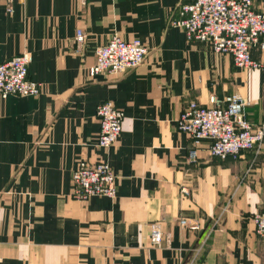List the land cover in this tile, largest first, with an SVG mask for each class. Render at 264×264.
<instances>
[{"label": "crops", "instance_id": "0c3cea01", "mask_svg": "<svg viewBox=\"0 0 264 264\" xmlns=\"http://www.w3.org/2000/svg\"><path fill=\"white\" fill-rule=\"evenodd\" d=\"M189 1L0 0V63L27 54L28 78L42 83L36 97H0V264H264L251 219L264 209V142L221 160L208 140L194 144L176 128L188 101L207 105L211 94H238L258 124L264 51L252 49L259 67L240 69L189 41L168 24ZM252 2L264 14V0ZM113 33L139 39L144 61L90 77L95 49ZM105 101L124 113L107 151L96 146L95 109ZM79 160L108 161L115 198H73ZM180 218L199 228L183 229ZM153 222L164 232L160 246L148 240Z\"/></svg>", "mask_w": 264, "mask_h": 264}, {"label": "built area", "instance_id": "2783aa9c", "mask_svg": "<svg viewBox=\"0 0 264 264\" xmlns=\"http://www.w3.org/2000/svg\"><path fill=\"white\" fill-rule=\"evenodd\" d=\"M82 4L85 0H80ZM252 0H190L179 2L174 10L178 16L169 20L172 27L182 28L189 41L204 42L216 54L230 56L240 69L259 67L252 57V49L264 51V14L252 7ZM11 11V9H9ZM84 33L76 30L77 43L84 41ZM148 48L137 38L122 39L113 33L95 49V62L88 68L90 77L107 72L123 74L140 65ZM30 57L21 53L0 63V97L10 95L38 96L42 83L28 78ZM246 101L238 94L208 96V104L195 100L187 102L176 120V128L190 136L194 144L208 140L207 151L218 159L237 160L244 151L256 150L264 142V117L253 124L246 117ZM99 124L96 146L107 151L122 132L123 111L112 101L96 106ZM196 148L188 152V159H196ZM72 196L85 201L94 196L115 198L116 175L107 160H79L71 174ZM182 194H187L181 187ZM254 233L264 241V209L251 217ZM180 227L197 230L199 225L187 218L178 220ZM159 222L150 225L148 240L151 245L164 242Z\"/></svg>", "mask_w": 264, "mask_h": 264}, {"label": "trees", "instance_id": "16d2710c", "mask_svg": "<svg viewBox=\"0 0 264 264\" xmlns=\"http://www.w3.org/2000/svg\"><path fill=\"white\" fill-rule=\"evenodd\" d=\"M250 151H251V150H250ZM221 160H232V159L227 158V159H221Z\"/></svg>", "mask_w": 264, "mask_h": 264}]
</instances>
